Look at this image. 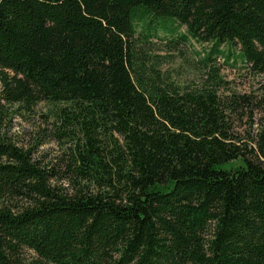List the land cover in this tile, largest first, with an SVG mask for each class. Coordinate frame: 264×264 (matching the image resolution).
<instances>
[{"label":"trees","instance_id":"1","mask_svg":"<svg viewBox=\"0 0 264 264\" xmlns=\"http://www.w3.org/2000/svg\"><path fill=\"white\" fill-rule=\"evenodd\" d=\"M167 17L264 72V0H0V264H264V136L231 123L250 99L147 75L137 27ZM39 101L48 162L7 136Z\"/></svg>","mask_w":264,"mask_h":264},{"label":"rangeland","instance_id":"2","mask_svg":"<svg viewBox=\"0 0 264 264\" xmlns=\"http://www.w3.org/2000/svg\"><path fill=\"white\" fill-rule=\"evenodd\" d=\"M153 24L156 28L152 32L139 24L135 39L136 54L144 62L145 73L156 75L182 90L205 86L211 75L216 74L223 81L218 88L221 97L238 94L250 99L248 106L232 117L237 143L257 141L261 133L264 136V72L254 73L248 65H243L237 46L222 43L215 47L211 42H197L188 36L184 26L176 25L169 17L159 18ZM11 108L15 112L7 136L18 147L31 148L34 159L43 162L56 159L61 147L44 135V129L50 127L51 105L39 101L31 107L14 104ZM239 164V161H231L223 166L229 168Z\"/></svg>","mask_w":264,"mask_h":264}]
</instances>
